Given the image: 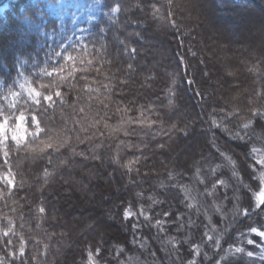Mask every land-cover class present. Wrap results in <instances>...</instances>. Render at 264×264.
I'll list each match as a JSON object with an SVG mask.
<instances>
[{"label":"trees","instance_id":"obj_1","mask_svg":"<svg viewBox=\"0 0 264 264\" xmlns=\"http://www.w3.org/2000/svg\"><path fill=\"white\" fill-rule=\"evenodd\" d=\"M258 16L264 0H0V264L249 258L264 231ZM236 195L234 239L215 248L205 231L228 204L213 203Z\"/></svg>","mask_w":264,"mask_h":264},{"label":"rangeland","instance_id":"obj_2","mask_svg":"<svg viewBox=\"0 0 264 264\" xmlns=\"http://www.w3.org/2000/svg\"><path fill=\"white\" fill-rule=\"evenodd\" d=\"M194 4H195V0H192V5L194 6ZM217 7L218 8H220V6L219 5H217ZM247 9H253V10H256V8L254 7V8H252V7H250V8H247ZM259 9V8H258ZM220 10V9H219ZM220 11H222V10H220ZM256 11H259V10H256ZM220 13H223V12H220ZM222 17H224V16H222ZM259 18H254L255 20H252V25H251V34H253L256 38H253V40H252V44L250 45V47H251V49L252 50H258V51H261L260 49H262L261 47V45L262 44H264V20L262 19V18H260V16H258ZM259 19V20H258ZM225 23H227V22H225ZM250 24V23H249ZM245 27V26H244ZM244 36H246V34H243ZM230 51V50H229ZM224 55L223 57H226V58H228L227 60L229 61V59H233V57H234V55L232 54V51H231V53H228L227 54V52L226 53H224V51H221V52H218V56L219 55ZM226 55V56H225ZM230 60V63H231V69H229L230 67H229V65H228V67L227 66H224L223 67V71H224V73L228 76V77H232V73L231 72H234V71H236V70H238L237 69V64L234 62V63H232V61ZM234 61V60H233ZM234 79V78H233ZM234 81V80H233ZM242 88V87H241ZM241 88L239 87V86H235L234 88H232V94H231V98L230 99H233L234 97H235V95L237 94V93H239L240 92V90H241ZM213 91V90H212ZM211 90H210V94H212L211 92H212ZM201 109L202 110H204V107H203V105H201ZM245 127H248V126H242V128H245ZM263 128L262 129H259L258 131H256V128H254V130L253 129H250L249 131H246V132H242V133H240V132H238V131H235V132H233V134H234V136L235 137H238V136H242L241 137V139L242 140H251L252 138H254L253 137V135H255V134H253L252 133V131L253 132H255L256 131V139L259 137L260 139H262V141H264V126H262ZM239 128V127H238ZM242 130H244V129H242ZM241 134V135H240ZM233 136V137H234ZM251 136V137H250ZM249 142V141H248ZM236 188V187H235ZM237 188H240V187H237ZM238 192H239V190H237ZM261 191L262 192H264V190H260L257 194H256V198H255V201H254V203L255 204H260V201H259V194L261 193ZM233 199L234 200H231V202L229 201L228 203H226L225 201L224 202H214L213 204H216V205H218V206H220V204H221V206H223L222 208H225V205L226 204H228V206H227V209H223L224 211L221 213V219L222 220H220V223L219 224H217L218 225V230H216L215 229V227L211 224V227H210V229H212V231H213V233H214V235H211L212 233L210 232V230H208V231H205L206 232V236H208V237H210V236H214V238H215V245H214V247L215 248H217V241H219V243L223 240L222 238H225L226 240L224 241V243H225V246L227 247L228 246V244H229V242L232 240V239H234V236L232 235V236H229V230L228 229H232V227H234V224L236 223V222H238V220L236 219V218H238V214H239V212H238V210H240V208H242V204H241V202H236L235 200L237 199H239V196L238 195H236L235 197H233ZM262 204V203H261ZM208 207V206H207ZM237 208H238V210H237ZM212 210V211H211ZM217 208H216V206L214 205V207L211 209H209V208H207L206 209V211H204V214L206 215V217H208L207 218V221H209V217L211 216V215H213V214H219L218 212H217ZM222 210V209H221ZM244 210V209H243ZM244 213V212H243ZM214 216V215H213ZM218 216H220V215H218ZM225 218L226 219H228L229 221H230V228H226V226H224L225 225V223H226V220H225ZM225 222V223H224ZM190 223V222H189ZM209 226H210V224H209ZM203 229V228H202ZM206 229H209V227L208 228H206ZM203 231V232H204ZM237 231V230H236ZM258 232H264V231H258ZM220 234V235H219ZM236 234V233H235ZM217 235H219V237H215V236H217ZM233 237V238H232ZM154 239H152V242H154V243H156L157 244V241H156V239L153 241ZM261 241H262V243H260V244H256L255 243V247H253L251 250H248L249 252H252V257H242V255H241V253L240 254H238V253H236L235 251L231 254V255H229V252H228V255H229V257H230V261L231 262H233V263H235V264H241L242 262V260L244 261V262H246V263H249V264H256V260H255V258H256V253H258L259 251H261L262 250V247H263V245H264V237H262L261 238ZM143 242H146L145 243V245H146V248H148L150 245L149 244H151L149 241H146V239H145V241H143ZM213 244V243H212ZM166 247V246H165ZM257 247H258V249H257ZM149 249V248H148ZM227 249V248H226ZM254 249V250H253ZM243 252H244V250H243ZM172 256H174V254H172ZM134 258V260H131V259H129V262L131 263H133V264H137L138 262H139V259H142L141 258V256L140 255H136L135 257H133ZM136 263H135V262ZM145 261H147V258L145 257ZM149 261H150V259H149ZM122 264H124V263H122Z\"/></svg>","mask_w":264,"mask_h":264},{"label":"snow or ice","instance_id":"obj_3","mask_svg":"<svg viewBox=\"0 0 264 264\" xmlns=\"http://www.w3.org/2000/svg\"><path fill=\"white\" fill-rule=\"evenodd\" d=\"M132 52H133V54H135L136 49H132ZM189 83H191V81H189ZM2 136H3V125H0V137H2ZM13 139L15 140L16 137L14 136ZM5 155H6V153H5ZM259 201H260V203H264V192H261L259 194ZM247 214H248L247 213V210H245V215H247ZM129 215L130 214L126 211L125 212V219H128L129 218ZM157 223H159V221H157ZM134 227H135V225H134ZM251 232L254 233V234L260 235L261 237H264V232H258L257 228H252L251 229ZM6 234L7 233H5V235ZM209 239H212V237H209ZM248 243L251 244V243H253V241L252 240H249ZM218 244H219V241H217V245ZM235 252L241 253V252H243V249L242 248H236L235 249ZM247 255L249 257H252L253 254H252V252H248ZM91 259H92L91 254H89V260L91 261ZM261 259H264V252L261 253Z\"/></svg>","mask_w":264,"mask_h":264}]
</instances>
